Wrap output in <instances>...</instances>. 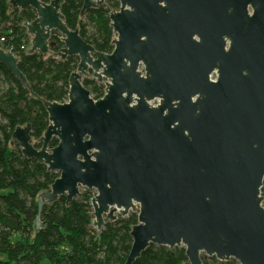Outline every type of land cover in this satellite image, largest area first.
<instances>
[{
    "label": "water",
    "instance_id": "95a60500",
    "mask_svg": "<svg viewBox=\"0 0 264 264\" xmlns=\"http://www.w3.org/2000/svg\"><path fill=\"white\" fill-rule=\"evenodd\" d=\"M62 1L9 0L35 12L23 24L27 54L77 59L67 101L43 103L41 146L30 128L13 132L25 158L59 173L38 197L34 229L44 204L87 189L98 236L106 221L137 214L124 264L150 245L184 248L189 264H264V0H112L111 53L67 27ZM105 2L82 0L81 11ZM0 64L26 85L1 43Z\"/></svg>",
    "mask_w": 264,
    "mask_h": 264
},
{
    "label": "trees",
    "instance_id": "16d2710c",
    "mask_svg": "<svg viewBox=\"0 0 264 264\" xmlns=\"http://www.w3.org/2000/svg\"><path fill=\"white\" fill-rule=\"evenodd\" d=\"M118 5L109 0L106 5L82 12V0H63L60 11L67 27L78 30L87 44L99 52L111 53L114 33L108 14ZM34 18L33 10L19 11L11 7L9 0H0V37L5 38L4 46L18 58V69L26 79V85H21L0 64V264H124L137 214L131 212L106 221L98 236L92 227L90 190H81L69 204L65 197L44 204L41 228L34 229L38 197L49 191L59 173L48 172L45 165L25 158L13 132L16 127L26 126L34 146H41L39 139L49 123L43 103L67 101L68 78L77 66L74 57L60 60L50 53L27 54L30 36L23 24ZM51 40L55 43L52 52L63 47L57 32L52 33ZM82 84L93 99L104 95V86L91 77L83 79ZM57 143L54 138L49 147ZM261 195L264 198V180ZM201 258L203 264H239L233 259L220 262L214 257ZM133 264L189 262L184 248L150 245Z\"/></svg>",
    "mask_w": 264,
    "mask_h": 264
},
{
    "label": "built area",
    "instance_id": "2783aa9c",
    "mask_svg": "<svg viewBox=\"0 0 264 264\" xmlns=\"http://www.w3.org/2000/svg\"><path fill=\"white\" fill-rule=\"evenodd\" d=\"M28 23H29V22H28ZM30 40H31V37H30ZM5 41H6V40H5L4 37H0V43L2 44L3 50L6 51V52H11V48H9V47H5V46H4L3 43H4ZM29 44H30V42H29ZM28 48H29V47H28ZM28 48H27V49H28ZM27 49H26V50H27ZM11 53H12V52H11Z\"/></svg>",
    "mask_w": 264,
    "mask_h": 264
},
{
    "label": "flooded vegetation",
    "instance_id": "af4514ba",
    "mask_svg": "<svg viewBox=\"0 0 264 264\" xmlns=\"http://www.w3.org/2000/svg\"><path fill=\"white\" fill-rule=\"evenodd\" d=\"M113 9H114V8H113ZM117 9H118V8H117ZM117 9H115V10H117ZM111 10H112V9H111ZM195 39L197 40V37H195ZM214 77H215L214 73L210 74V76H209L210 80H214Z\"/></svg>",
    "mask_w": 264,
    "mask_h": 264
},
{
    "label": "rangeland",
    "instance_id": "374dc122",
    "mask_svg": "<svg viewBox=\"0 0 264 264\" xmlns=\"http://www.w3.org/2000/svg\"><path fill=\"white\" fill-rule=\"evenodd\" d=\"M108 1H109V0H106L105 4H107V3H108ZM105 4H104V5H105ZM262 205L264 206V202H263V204H262Z\"/></svg>",
    "mask_w": 264,
    "mask_h": 264
}]
</instances>
